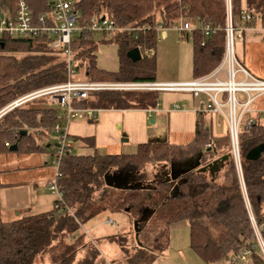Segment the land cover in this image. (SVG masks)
I'll use <instances>...</instances> for the list:
<instances>
[{"label": "trees", "instance_id": "obj_1", "mask_svg": "<svg viewBox=\"0 0 264 264\" xmlns=\"http://www.w3.org/2000/svg\"><path fill=\"white\" fill-rule=\"evenodd\" d=\"M18 1L0 0V15L13 17ZM24 1L34 15L49 10L48 0ZM243 7L254 9L264 20V0H245L244 6L241 0H232V15L235 19L239 18ZM72 8L79 16L78 22L81 25L106 15L118 27H130L109 38L118 48L119 69L116 72L103 71L96 66L97 44L99 40L106 41L103 34L83 30L75 37L72 48L77 51L79 68L85 72L83 78L153 81L155 53L151 57L146 56L144 50H154L157 42L155 25L159 21L169 26L184 19L193 25L209 23L218 27L208 36H204L197 28L189 36L192 40L193 78L211 72L223 56L224 0H72ZM142 26L148 28L141 29ZM136 27L141 30L132 29ZM41 37L0 36V154L9 153L12 144L17 145V152L47 149L46 137L53 132L57 136L59 133L54 126L59 124L64 128L62 123L66 119L63 108L51 106L47 96L33 98L13 108L7 107L23 94L66 80L62 55L53 52L47 38ZM134 47L139 48L142 56L136 62L126 56L127 51ZM157 94L156 91H105L93 93L85 100L73 104L75 107L86 106L92 109H148L158 103ZM22 131L25 134L22 135ZM226 138L229 141L226 127L224 134H213L211 126H206L199 117L195 123L194 138L183 145L168 142L140 143L130 154H100L96 150L93 153L74 154L72 146L71 152L62 159L60 179L65 203L72 213L65 208L52 209L11 221H5L0 216V264H43L44 259L48 258L46 255L49 249L54 247L61 250L57 257L60 261L53 260V264H70L75 259L73 245L78 237L75 233L86 220L104 211L125 209L130 211L129 214L136 210V215H140L142 207L147 208L149 214L145 221L138 222L139 232L137 238L133 234L132 246L127 245L126 232L105 237L125 253L124 264H153L169 246L170 229L180 226L182 222L188 223L190 249L204 264L225 263L229 255L239 252L245 246L252 232L239 181L236 172H231V167L225 172L226 180L222 183L217 182L221 168L212 173L198 171L197 168L208 164L207 154L213 156L218 149L216 145H221ZM208 139L215 140L214 149L206 148ZM82 140L95 148L93 137ZM48 143L52 148L56 142ZM260 143H264L262 120L239 135L244 185L258 221L264 216V152L257 160H247L245 154ZM188 159L199 162V165L182 174L173 195L170 192L175 184L164 179L156 180L152 186H144V171L149 162L159 160L170 165L181 164ZM229 163L232 162L227 159L221 167ZM107 172L128 175L130 182L136 183L137 187H107L103 181ZM98 190L100 193L96 194ZM149 222L157 230L154 243L157 239H163L161 247L150 248L144 244L145 225ZM69 235L72 239L67 237ZM80 236H83L82 233ZM96 241L98 245L100 240ZM95 251L93 256L83 259L79 264H95L100 255L98 248L95 247ZM251 258L254 264H264L257 252Z\"/></svg>", "mask_w": 264, "mask_h": 264}, {"label": "built area", "instance_id": "obj_2", "mask_svg": "<svg viewBox=\"0 0 264 264\" xmlns=\"http://www.w3.org/2000/svg\"><path fill=\"white\" fill-rule=\"evenodd\" d=\"M48 1V12L34 15L28 3L19 0L13 17L0 15V36L7 34L15 38H38L40 36H42L41 38H47L49 48L53 52L62 55L66 67V80L23 94L8 104L7 107L13 108L33 98L47 96L50 101L63 108V115L66 123H68L74 117L81 116L83 112L88 111L75 107L73 103L83 101L97 92L168 91L185 93L193 98H200L195 108L196 114L212 118V125L213 120L218 116L226 127L230 142L229 158L233 163L239 181L252 231L245 246L239 252L229 255L225 264H244L246 261L252 260V254L255 252L264 261V216L261 221H258L252 210L244 185L242 155L239 144L240 133L249 130L261 120L264 122V109H257L252 106L255 100L264 95V78L253 75L238 59L235 50V41H243L244 34L249 30L264 32V20H262L260 14L254 9L242 8L239 12V18L235 19L232 15V0H224L223 56L220 63L207 74L189 80L160 82L154 80H90L78 77L80 61L76 59L77 51L72 48L75 37L81 31L86 30L103 34L104 39H108L113 38L118 31L129 30L130 27H118L106 15H100L92 22L81 25L78 22L79 16L72 8V0ZM167 27H172L182 37L190 36L196 28L200 29L204 36L218 30V27H213L209 23L193 25L184 19H180L169 26H164L161 21L155 25L157 31ZM140 28L145 29L148 27L142 26ZM140 28L132 29L141 30ZM144 54L152 56L153 51L152 49H145ZM174 108L183 109L185 105L175 104ZM219 119L215 122L216 125L220 124ZM54 128L59 132L57 142L52 146L54 153L51 158V165L54 168V174L48 180L47 185L50 193L54 196L53 209L63 210L65 208L64 210L70 213L71 209L65 203L60 179L62 178V159L71 152L72 142L65 128H62L59 124H56ZM208 145L210 146V144ZM107 221L113 223L110 219Z\"/></svg>", "mask_w": 264, "mask_h": 264}, {"label": "crops", "instance_id": "obj_3", "mask_svg": "<svg viewBox=\"0 0 264 264\" xmlns=\"http://www.w3.org/2000/svg\"><path fill=\"white\" fill-rule=\"evenodd\" d=\"M158 33L164 34L165 32ZM245 38L247 40L246 45L250 60L246 62L243 59L244 64L248 65L250 70L264 74V69L260 67V63L264 61V33L251 29L245 33ZM105 40L104 42L99 40L97 44L95 50L96 66L103 71L116 72L119 69L117 45L109 38ZM102 43L113 45L105 47L99 55L97 54V50L98 46ZM175 43L177 46L182 45V43ZM243 47L245 46L243 45ZM190 69L191 78H193L192 51L191 63H189L188 68L187 64L184 66V71L181 74L175 75L174 79L158 78L154 74V81L188 80L191 79L188 77L189 71L187 72ZM84 75L85 72L83 70L78 74V77L83 78ZM160 93L164 95L158 98L156 106L148 109L95 108L92 111V108L86 106L78 107L88 110L82 114V116L85 115L84 120L72 119L68 123L63 122L62 125L70 136L73 148L74 143H79L83 148L80 154L93 153L94 150L100 154H130L136 149L134 144L147 142H168L177 145L187 144L194 138L195 123L199 117L206 126H211L213 134H221L215 131L212 125V118L209 116L203 118L196 114L195 108L200 98H193L190 95V99H188L186 95L189 94L185 93H176V95L167 94L166 92ZM166 95L171 96L167 97ZM175 104L185 105V108L175 109ZM256 108L264 109V101L258 100ZM96 110H99V116L95 119L93 118V113ZM153 114L156 115L157 119L154 120L155 123L153 125H148L147 121ZM49 137L47 136L45 141L47 149L40 148L36 152L29 153L9 149V153L0 154V216L3 220L11 221L52 210L54 196L50 193L47 185L48 180L54 174V168L51 165L53 149L49 146ZM85 137H93L95 148L90 147L87 144L88 142L82 140ZM72 138L75 139L73 140ZM144 210L140 213L148 215V209L145 208ZM105 213L107 212L105 211ZM182 224L187 225L188 223L182 222ZM81 228L83 229L82 225ZM123 233H125L124 230ZM105 237L97 245L100 253L99 257L102 258V261H104L101 253L103 248L100 247V244L102 242L112 243ZM161 256L153 264H178L173 258L169 257L170 252L167 249L161 253ZM45 259L44 264H50L48 258ZM196 259L201 264H204L197 256ZM179 264H182V262ZM244 264H254V262L249 260Z\"/></svg>", "mask_w": 264, "mask_h": 264}, {"label": "rangeland", "instance_id": "obj_4", "mask_svg": "<svg viewBox=\"0 0 264 264\" xmlns=\"http://www.w3.org/2000/svg\"><path fill=\"white\" fill-rule=\"evenodd\" d=\"M242 6L245 5V1L241 0ZM158 32H165L164 34L158 33ZM264 33V32H262ZM244 41V43H243ZM243 41H235V50L238 59L243 62V59H245L246 62L250 60L248 56V48L246 45V38L244 34V39ZM178 43H182V45L177 46ZM113 44H108V43H102L100 46H98L97 54H101L103 49L105 47H110ZM243 45L245 47H243ZM113 47V46H112ZM114 50V48H112ZM192 49V40L191 37L189 36H183L177 32L176 30H173L172 27H167L162 30L157 31V42L155 45L154 50L152 51L156 53V69H155V75L158 78H171L174 79L175 75H179L184 71V66L187 64V68L189 66V63H191V50ZM151 57V56H150ZM245 65V64H244ZM246 66V65H245ZM247 69L255 76L264 78V74H259L258 72H255L254 70H250L248 65L246 66ZM260 67L264 69V61L260 63ZM83 70L79 69L78 74L82 72ZM189 71L188 77L191 78V69L187 70ZM162 76V77H159ZM101 78V76H98ZM96 78V77H95ZM95 80H99L96 78ZM100 80H108V79H100ZM111 81H116L112 80ZM189 80V79H188ZM129 81V80H127ZM160 92H166L167 94H173L176 95L175 92H168V91H159L157 94L158 98L162 97L164 94ZM167 97H170L171 95H166ZM188 99H190V95H186ZM258 100L264 101V96L260 97L259 99L255 100L253 103V107L256 108L258 104ZM50 101V100H49ZM51 106H57L55 102L50 101ZM82 116V115H81ZM77 116L74 117L73 120H84L85 115ZM99 116V110H96L93 113V118L96 119V117ZM202 116L203 118H207L205 115H199ZM157 117L155 114L151 115L147 121L148 125H153ZM218 116H216L215 120H213V126L216 132L224 134L225 131V126L220 120V124L216 125L215 122L218 120ZM153 122H152V121ZM57 134L56 133H51L49 140L50 142H57ZM209 140V139H208ZM206 141V148L208 150L214 149L215 145V140L211 141ZM225 140V139H224ZM210 144V146L208 145ZM224 145L223 148H221ZM229 145L230 142L226 138L225 141L221 143V145L217 144L216 147L218 148L216 153L213 154V156H206V162L209 163L212 160H214L217 157H220V154H228L229 155ZM137 144H134V147L136 148ZM221 146V147H219ZM134 148V149H135ZM74 154L81 153L83 151V148L79 143H74V148L72 149ZM213 151V150H212ZM211 153V152H209ZM213 153V152H212ZM212 155V154H211ZM228 160L231 162L230 158ZM233 164L229 163L228 165H223L222 167L220 166V171L217 174V182L222 183L225 182V172L230 169L231 167V172L234 173L235 169L232 168ZM234 167V166H233ZM169 164H165L163 161L155 160L152 162H149L146 166V169L144 171V186H152L153 183L156 180H162L165 179L166 172H168ZM165 173V175H164ZM100 191L98 190L96 194H99ZM146 202V201H144ZM147 204V203H146ZM145 206V205H142ZM140 208V207H139ZM143 208V207H142ZM53 209V208H52ZM137 209V208H136ZM107 213L102 212L101 214H97L93 216L92 218L86 220L83 224L82 227L83 229L79 228V230L75 233L76 236H78L74 242V248H75V259L70 263V264H79L83 259L85 258H90L93 256L95 251V247H97V239L101 240L105 236L112 235V234H118L122 233L123 230L127 232V238H128V243L127 245L130 247L132 246V237L134 234L133 230V221L135 218H138V216H143L144 218H147V214L140 213V215H136L137 212L136 210H132L131 214L127 211H106ZM70 213H72V210H70ZM139 217V218H140ZM138 218V219H139ZM108 219L112 220L107 221ZM143 220L138 221L141 223ZM129 226V227H128ZM146 228V234H145V239L144 244L150 248H157L161 247L163 245V239H157L156 244L154 243V238L156 237L157 230L154 228L151 222L147 223L145 225ZM82 233L83 236H80ZM67 235V234H65ZM146 236L148 239H146ZM67 237H72L69 235ZM71 241V240H70ZM56 242V241H54ZM102 242L100 244V247L103 248L102 257L104 258V261H102V258L98 257L95 260V264H113V263H121L124 264V252L115 244V243H106ZM61 248L54 247L52 250L49 249V253L46 255L48 257V261L50 264H53V260L60 261L59 257L60 253L59 251ZM167 251L170 252V258H173L175 262L178 264L182 262V264H198V259H196V256L194 253L190 250V243H189V229L188 225L182 224L180 226H174L170 229L169 233V247L167 248ZM100 254V253H99ZM162 257L161 255L158 256ZM46 260V259H45ZM37 263H39L37 259ZM41 264V263H39ZM44 264V262H43ZM199 264H201L199 262ZM219 264H225L220 262Z\"/></svg>", "mask_w": 264, "mask_h": 264}, {"label": "water", "instance_id": "obj_5", "mask_svg": "<svg viewBox=\"0 0 264 264\" xmlns=\"http://www.w3.org/2000/svg\"><path fill=\"white\" fill-rule=\"evenodd\" d=\"M102 19L104 18L103 16L101 17ZM126 56L133 62L139 61L141 59V52L139 50L138 47H134L130 50L127 51ZM152 121V120H151ZM25 134V131H22V135ZM10 150L15 151L17 149V145L16 144H12L9 147ZM264 152V143H260L257 144L256 146L252 147L246 154H245V159L247 160H257L261 154ZM229 158V155H223L220 157L215 158L214 160H212L211 162H209L207 165L205 166H199L197 168L198 171H208L210 173H212L213 171H217L219 170L220 166L222 165V163L227 160ZM199 165V162H196L195 165L192 166L196 167ZM190 168L184 169V170H180L179 172L175 173L174 175H170V177L168 179L171 180H175L177 179V177L180 174L185 173L187 170H189ZM166 179V180H168ZM103 181L105 186L107 187H111V188H115V189H131V188H135L137 187L136 183H132L130 182V179L128 177V175H121L118 172H107L104 174L103 176ZM180 179L177 180V182L175 183V186L172 188L170 194L173 195L174 192L176 191L177 185L180 183ZM126 211L128 209H125ZM145 221L146 218H144L143 216H141L139 219L134 220L133 222V230H134V237L137 238L138 236V232H139V228H138V221ZM139 244V243H138Z\"/></svg>", "mask_w": 264, "mask_h": 264}, {"label": "flooded vegetation", "instance_id": "obj_6", "mask_svg": "<svg viewBox=\"0 0 264 264\" xmlns=\"http://www.w3.org/2000/svg\"><path fill=\"white\" fill-rule=\"evenodd\" d=\"M194 160L193 159H188V160H186V161H184L183 163H181V164H178V163H171L170 165H169V168H168V172H166V176H165V179L164 180H166V179H168L169 177H170V175H174L175 173H177V172H179L180 170H184V169H187V168H191L193 165H194ZM202 166V165H201ZM200 166V167H201ZM203 166H205V165H203ZM190 170V169H189ZM187 172V171H186ZM184 174V173H183ZM164 175H165V173H164ZM182 178V174H180L178 177H177V179H175V180H171V179H168V180H166V181H170V182H172V184H175L176 182H177V180H179V179H181ZM145 208H141L140 209V212H143V211H145L144 210Z\"/></svg>", "mask_w": 264, "mask_h": 264}]
</instances>
